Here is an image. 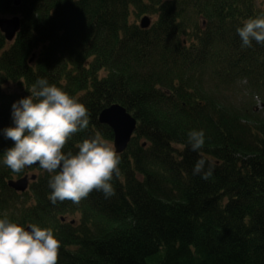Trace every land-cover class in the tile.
<instances>
[{"label": "trees", "instance_id": "1", "mask_svg": "<svg viewBox=\"0 0 264 264\" xmlns=\"http://www.w3.org/2000/svg\"><path fill=\"white\" fill-rule=\"evenodd\" d=\"M14 1L0 0V15L19 17L10 41L0 33V129L37 77L89 110L65 152L94 135L113 140L99 122L112 104L138 123L114 196L53 204L52 174L37 167L19 193L8 181L35 167L0 162V217L53 228L58 264H264V108L233 102L237 91L264 104V44L243 47L238 34L264 13L257 0ZM144 14L155 16L148 28L130 21ZM194 129L205 132L201 152L187 143ZM13 143L0 133V161ZM202 156L214 162L207 179L192 171Z\"/></svg>", "mask_w": 264, "mask_h": 264}, {"label": "clouds", "instance_id": "2", "mask_svg": "<svg viewBox=\"0 0 264 264\" xmlns=\"http://www.w3.org/2000/svg\"><path fill=\"white\" fill-rule=\"evenodd\" d=\"M238 34L243 47H252L254 41L264 44V13L246 20ZM28 92L12 101L11 124L0 129L4 138L14 141L0 162L15 173L39 164L52 174L49 199L53 204L65 200L78 204L94 190L114 196L113 179L120 175L122 158L112 143L94 135L85 138L77 151H64L73 134L89 126L85 104L46 77H37ZM187 143L201 152L206 143L204 130H190ZM213 169L214 162L202 156L192 171L207 179ZM61 247L51 227L0 217V264H58Z\"/></svg>", "mask_w": 264, "mask_h": 264}, {"label": "water", "instance_id": "3", "mask_svg": "<svg viewBox=\"0 0 264 264\" xmlns=\"http://www.w3.org/2000/svg\"><path fill=\"white\" fill-rule=\"evenodd\" d=\"M149 24L150 20L147 16H143L140 19V28H147ZM18 28L19 18L17 16L0 17V32L7 41L13 38ZM99 122L112 129L114 146L119 154L124 153L136 130V118L121 104H113L102 110L99 115ZM32 166H39V164ZM36 178V175L25 176L17 180H9L8 185L15 191L25 192L28 189L30 180H35Z\"/></svg>", "mask_w": 264, "mask_h": 264}, {"label": "rangeland", "instance_id": "4", "mask_svg": "<svg viewBox=\"0 0 264 264\" xmlns=\"http://www.w3.org/2000/svg\"><path fill=\"white\" fill-rule=\"evenodd\" d=\"M257 5H258L259 8H264V0H257ZM0 16L1 17H9L10 14L0 15ZM149 16L151 17V21H153L155 19V16H152V15H149ZM140 18H141V16H139L138 18H135L133 15H131L130 16V21H133L136 24H138ZM2 88L4 90H7V91L19 90V86L17 84H15V83H12V82L3 84ZM238 89H239V91H241L242 90L241 86H239ZM236 94H237V98H236V100H233V102H239V103L236 104V106L240 107L241 103H249V104L251 103V104H253L252 106L255 107L258 111H262V102H261V100L259 98L258 99H252V97H250L247 94L244 97L241 93L239 94V92H237V91H236ZM109 142L114 145L113 140H111ZM33 173L38 175V174L41 173V171L36 169V168L32 169L31 171H29L30 175H32ZM74 218H76V219L79 218V215L75 216Z\"/></svg>", "mask_w": 264, "mask_h": 264}]
</instances>
